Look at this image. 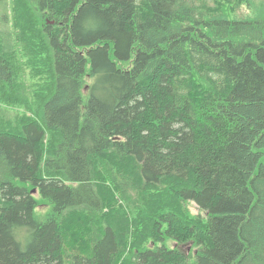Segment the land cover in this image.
<instances>
[{
	"label": "trees",
	"instance_id": "obj_1",
	"mask_svg": "<svg viewBox=\"0 0 264 264\" xmlns=\"http://www.w3.org/2000/svg\"><path fill=\"white\" fill-rule=\"evenodd\" d=\"M0 8V264H264V0Z\"/></svg>",
	"mask_w": 264,
	"mask_h": 264
},
{
	"label": "rangeland",
	"instance_id": "obj_2",
	"mask_svg": "<svg viewBox=\"0 0 264 264\" xmlns=\"http://www.w3.org/2000/svg\"><path fill=\"white\" fill-rule=\"evenodd\" d=\"M0 9L2 10V8H0ZM6 11H7L8 14H9V10H8V8L6 9ZM12 13H13V11L11 12V14H10L9 17H11ZM13 104H14V103H13ZM13 104H12V105H13ZM17 104H21V103H17ZM19 107H23V106H19ZM190 207H191L192 212H194V213L199 212V208L197 207V205H196L195 203H191V204H190ZM45 210H46L45 207H41V208H40V212H44ZM167 245L170 246V247H174V246H175V243H174L172 240H169V241H167ZM182 248L185 249L186 247H185V246H182ZM188 250H190V248H189Z\"/></svg>",
	"mask_w": 264,
	"mask_h": 264
}]
</instances>
